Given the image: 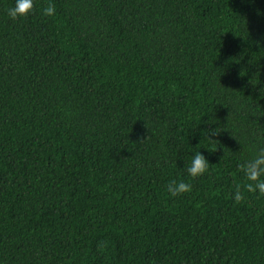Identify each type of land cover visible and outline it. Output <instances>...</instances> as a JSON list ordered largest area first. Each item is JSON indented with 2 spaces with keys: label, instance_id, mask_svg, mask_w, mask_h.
<instances>
[{
  "label": "trees",
  "instance_id": "obj_1",
  "mask_svg": "<svg viewBox=\"0 0 264 264\" xmlns=\"http://www.w3.org/2000/svg\"><path fill=\"white\" fill-rule=\"evenodd\" d=\"M13 5L0 264H264V195L238 167L264 147V0H34L15 20Z\"/></svg>",
  "mask_w": 264,
  "mask_h": 264
},
{
  "label": "clouds",
  "instance_id": "obj_2",
  "mask_svg": "<svg viewBox=\"0 0 264 264\" xmlns=\"http://www.w3.org/2000/svg\"><path fill=\"white\" fill-rule=\"evenodd\" d=\"M34 9V0H14V5L8 9V16L13 20L27 17ZM42 12L46 16H53L55 8L51 4L44 7ZM209 132L215 133V129H209ZM210 138V137H209ZM243 172L246 183L243 184L249 192H258L264 195V147L257 149L255 155L243 163L238 165ZM209 168V159L200 150L195 151L188 161L186 171L192 178L203 175ZM192 185L184 179L172 180L166 185L167 192L175 197L178 194L191 191ZM235 201H240L243 198L241 185L236 184L233 190Z\"/></svg>",
  "mask_w": 264,
  "mask_h": 264
}]
</instances>
